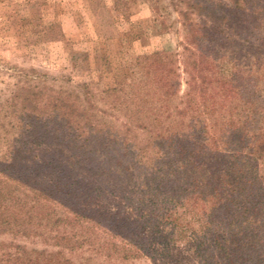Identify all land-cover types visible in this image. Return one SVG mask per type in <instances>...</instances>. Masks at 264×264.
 <instances>
[{"label":"trees","instance_id":"trees-1","mask_svg":"<svg viewBox=\"0 0 264 264\" xmlns=\"http://www.w3.org/2000/svg\"><path fill=\"white\" fill-rule=\"evenodd\" d=\"M186 1V6L198 14L227 23L231 32L225 33L216 25L208 28L202 25L199 33L189 36L188 44L183 46V66L187 74L183 93H179L177 72L172 77L167 72L154 76L148 72V77L140 82L112 88L113 97L121 94L120 109L127 117L119 129H115L119 126L96 120L98 113L102 116L105 111H95L92 101L79 109L72 103L62 104L60 96L53 99L52 106L64 107L61 113L66 119L61 132L47 123L19 126L28 136L16 146L17 156L0 163V233L15 231L29 235L27 224L35 223L39 227L43 221L44 226L57 227L66 221L79 229L78 234L74 232L78 238L67 246L73 251L74 246L78 248L87 243L92 254L85 259L146 255L155 264L158 257L167 264V248L179 237L171 234L172 228L179 225L185 234L184 225L179 221L181 214L170 210L146 211L140 205H133L136 200L131 195L126 196V204L120 206L123 213L134 209L125 217L129 225L141 221V226L148 228L147 238L133 240L116 233L101 215L92 217L81 203H76L88 196L87 186H83L81 194L72 196L73 189H79L73 183L82 181L78 168L92 170L102 165L109 151L121 148L119 140L124 151L137 146L140 155H133L134 162L128 163L132 166L135 162L143 165V155L148 153L146 159L154 165L153 174L160 171L159 164L166 165L172 156L180 160L189 178L186 188L191 193L187 200L211 203V221L196 219L207 235L200 238L194 231L191 232L193 237L186 235L196 247L208 252L202 264H220L211 260L217 252L223 264H264V104L255 102L259 90L254 85L252 67L244 61L246 55L237 54V47L248 42L242 25L245 20L233 25L242 11L241 0H229L230 5L225 9L218 7L217 0ZM242 12L241 16L245 17ZM181 15L185 13L181 11ZM232 35L237 39L232 40ZM156 63L151 59L149 65ZM259 68L264 73V65ZM84 95L87 102L92 97L88 89L84 90ZM136 131L146 135L148 141L136 140ZM62 132L66 138L59 135ZM37 142L45 147L30 151L27 144ZM124 167L115 174L116 178H132L133 173L128 171L130 165ZM164 179L161 178V185L169 182ZM51 203L62 206L63 213L58 215ZM191 205L182 204L183 214L193 208ZM160 222L171 224L169 236L157 228ZM104 230L111 234L106 235ZM34 234L40 233L34 231ZM54 237L69 241L66 234ZM113 237L120 240L116 242ZM10 246L13 249H9ZM29 250L35 252L33 257L25 245H7L0 241V262L57 264L54 259L51 261L50 251ZM173 261L171 257L169 262Z\"/></svg>","mask_w":264,"mask_h":264},{"label":"rangeland","instance_id":"rangeland-1","mask_svg":"<svg viewBox=\"0 0 264 264\" xmlns=\"http://www.w3.org/2000/svg\"><path fill=\"white\" fill-rule=\"evenodd\" d=\"M217 2L221 9L230 5L229 0ZM186 3V0H0V163L17 156L16 146L28 136L20 131L19 126L47 123L61 132L66 119L61 113L64 107L61 104L52 106L53 99L58 96L62 104L72 103L79 109L92 101L95 111H105L102 116L98 113L96 120L119 126L115 128L119 129L127 117L120 109L121 94L113 97L112 88L140 82L148 77V72L153 76L167 72L170 77L177 72L179 93L182 94L187 78L183 66V46L188 44L189 36L199 33L198 28L202 25L207 28L216 25L225 33L231 32L227 23L204 17L188 8ZM239 3L243 12L238 13L233 25L245 20L242 25L248 42H242L237 47V54L246 55L244 61L252 67L254 85L259 90L255 102L264 104V73L259 68L264 65V2L241 0ZM241 12L245 17L241 16ZM236 39L232 35V40ZM151 59L157 63L149 65ZM85 89L92 94L88 102ZM141 133L134 132L136 140L148 141L147 136ZM59 135L67 137L63 132ZM118 142L121 148L114 152L108 149L109 155L103 157L105 161L102 165L94 166L92 170L78 168L82 181L80 184L73 183L79 189H73L72 196L81 194L83 186H87L88 196L76 203H81L92 217L101 215L116 233L133 240L147 238L145 232L148 228L141 226V221L129 225L125 217L134 209L130 208L129 214L123 213L120 206L126 204V196L131 195L136 200L133 205H140L146 211L162 213L170 210L181 214L179 221L184 225L185 234L179 225L172 228L171 234L179 237L167 248V264H202L208 252L196 247L187 236L193 237L192 231L200 238L207 235L196 219L211 221V203L187 200L191 193L186 188L189 178L183 170L184 164L171 154L167 156L173 159L166 165L159 164L160 171L153 174L154 165L146 159L148 153L142 159L147 164L135 162L132 166L128 163L134 162L133 155H140L137 146H130L129 151H124L121 142ZM37 143L27 144L31 147L30 151L45 147L42 142ZM128 165L132 178H116L115 174ZM106 171L109 173L104 174ZM161 178L169 182L161 185ZM208 197L209 194H206L205 198ZM182 204H192L193 208L183 214ZM51 206L58 215L63 213L62 206L56 203H51ZM65 222L57 227L44 226L43 221L39 227L35 223L27 224L25 227L29 229V235L15 231L12 234L0 233V241L7 245H25L31 257L35 252L29 249L50 251L53 254L51 261L54 259L57 264H155L146 255H130L125 259L116 255L104 260L95 256L85 259L92 254L90 247L85 243L78 248L74 246V250L70 251L67 245L78 238L74 232L78 234L79 229ZM170 225L160 222L157 228L170 234ZM33 230L40 234L35 235ZM104 233L111 234L107 230ZM61 234L68 236L67 243L54 237ZM119 240L114 238L116 242ZM10 247L13 249V246ZM170 256L174 258L172 263L169 262ZM65 259H68L67 263ZM156 260L157 264H163L159 257ZM211 260L223 264L219 252L214 253Z\"/></svg>","mask_w":264,"mask_h":264}]
</instances>
